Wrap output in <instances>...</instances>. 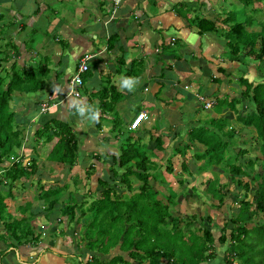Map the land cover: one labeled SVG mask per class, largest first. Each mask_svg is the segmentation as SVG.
I'll return each instance as SVG.
<instances>
[{
	"label": "crops",
	"instance_id": "1",
	"mask_svg": "<svg viewBox=\"0 0 264 264\" xmlns=\"http://www.w3.org/2000/svg\"><path fill=\"white\" fill-rule=\"evenodd\" d=\"M178 2H188L193 7L199 4L201 14L211 19L231 12L222 9L225 0H120L114 8L111 0H0V27L3 21L11 22L4 32L12 43L10 51L15 62L18 65L36 64L44 56L51 73L46 78L45 93L38 90L21 97V101H26L20 109L24 119L21 125L23 156L35 159V172L21 178L20 185H15L22 189L14 188L15 182L12 184V189L3 198L5 210L1 211L0 219L6 212L21 221L29 219L30 226L13 232L19 244L12 239L13 234L5 240L13 241L12 245L8 244L10 248L0 244V264H69L64 258L74 252L83 264L95 253L84 248L80 239L73 241L74 251L60 249V239L54 232L58 222L63 220L67 225L66 217H55L58 211L49 215L50 211L46 213L42 207L44 204L36 205L39 196L31 191L32 185L37 192L41 181V186L46 188L47 180L57 185L58 182L69 184L74 178L77 184H70L69 192L75 197L84 195L87 190L93 196L98 195L100 179L112 181L107 180V168L115 164L120 149L126 148L127 144L144 148L147 161L160 166L168 157H173L170 151L176 140L175 132L179 130L180 135L189 127L200 124L196 118L199 110L208 112L213 118L221 116L229 120L235 119V108L253 109L251 102L240 96L243 85L237 83L235 76L241 73L247 81L252 80L244 74L245 68L242 72L238 67L243 64V56L239 63L230 62L224 53L223 38L215 33H198L179 15ZM178 41L180 45L175 46ZM84 53L91 57L87 71L81 75L82 83L76 97L69 94L67 83L78 58ZM245 67L247 73L253 69L252 66ZM126 77L138 81L131 91L121 87V81ZM185 84L189 89L184 88ZM193 92L213 98L214 104L208 109L200 108L194 101ZM45 95L48 99L45 102L55 101V104L43 115H38V101ZM234 99L235 108L232 109L230 103ZM80 106H85L82 114L77 112ZM97 109L99 118L93 121L92 115ZM140 112H144L145 117L135 129H130L129 123ZM50 118L67 123L74 132L78 153L70 173L61 163L41 160V150L49 147L39 146L32 138L33 130ZM175 118L181 121L183 131ZM207 119L203 120L206 126ZM156 137L161 140L160 146L154 140ZM43 162H48L50 167L37 166L44 165ZM86 170L87 175L84 174ZM121 172L119 169L118 173ZM54 173L61 176L68 173L69 176L64 180L52 178ZM128 179L137 182L134 174H129ZM122 184L118 178L119 193L126 192ZM82 185L86 190L80 194L77 189ZM69 192L67 198L63 194L60 196L59 203L71 202ZM21 205H25V209L19 210ZM5 220L12 224L11 218ZM64 231L77 237L74 228L64 227ZM58 233H61L59 229ZM6 248L11 250L13 259L6 256L9 252ZM113 248H110V254L98 253L102 263L118 253V246ZM215 250L214 259L203 264H227L222 256L225 244L215 246Z\"/></svg>",
	"mask_w": 264,
	"mask_h": 264
},
{
	"label": "trees",
	"instance_id": "2",
	"mask_svg": "<svg viewBox=\"0 0 264 264\" xmlns=\"http://www.w3.org/2000/svg\"><path fill=\"white\" fill-rule=\"evenodd\" d=\"M238 1L243 8V12L240 10L238 15L242 17L245 8H249L250 11L249 14H243L247 16L242 17V20H236L237 14L232 12H226L220 18H207L201 14L197 6H189L188 2L176 3V10L190 26L196 28L198 33H215L221 36L224 45L228 47L226 56L230 62L239 63L240 56L258 62L259 70L257 69L256 72L259 80L247 81L241 73L235 74L237 83L243 85L240 96L248 99L253 109L244 111L241 108H235V99L232 103H226H230L232 109L236 110L235 120L241 127L239 131L232 127L225 129L228 119L223 121L217 120L216 117L207 119L208 126L205 130L198 125L180 135H178L179 130L176 131L174 134L176 140L173 143L175 146L172 144L170 151V154H177L182 159L181 173L188 171L184 158L188 147L193 146V142L197 141L203 147L201 151H197L194 147L191 149L193 150L191 156L200 162L197 170L215 167L221 172L225 171L234 187L241 191L240 194L234 195L233 201L237 204L236 212L229 216L220 227L212 223L208 215L191 214L186 216L189 220L183 224L186 228L184 231L178 225L179 216L173 213V207L177 203L175 200L177 195H186L190 192L185 190L186 187L180 188L178 192L166 187L168 194L164 201L157 199L153 183L147 177L154 173L158 176V170H155L156 165L147 161L144 148L136 144H127L126 148L120 149L115 164L107 168L106 176L107 180L112 179V182L116 178L121 179L128 191L131 181L127 180V177L129 174H134L136 181L139 182L134 187L135 192L123 198L124 194L119 193L121 188L117 183L109 185L108 181L100 179L101 190L97 196H93L92 192L87 190L84 195L69 200L70 203H63L65 211L63 208L62 214L66 217V223L74 221V218L76 224L84 225L86 222L85 226L92 217L96 221L88 224V230L85 229L86 239L90 240L96 234L95 237L100 241L106 233L111 235V238H108L109 243H104L103 247L95 246L97 251L104 253L108 248L118 246V253L110 257L108 261L103 263L98 261L96 264H203L214 259L217 253L215 246L220 244H225L222 256L227 264H230L233 258L239 264H264V73L260 70V67L264 69V11H262L264 0ZM254 2L258 4L254 5ZM259 12H262V18L254 16ZM1 14L0 12V18ZM7 26H11L10 21H3L0 27V186H4L3 190L5 189L6 194L9 193L15 181L19 182L21 178L28 176L25 175L26 172L30 174L35 172V159L23 156V151L18 154L23 145L21 125L24 119L23 114L20 115V111L23 110L20 109L26 103L21 101V97L38 90L45 93L47 85L44 79L49 72L44 56L41 59L42 62L39 60L28 67L18 65L16 67L14 55L10 51L12 43L6 39L4 32ZM45 96L38 101L39 104L48 100L47 95ZM211 120L218 124L217 130L209 129ZM247 127L253 130L251 131L253 134L250 135L252 139H249L256 143L254 146L261 158L254 151L250 152L245 141L242 147L233 143L234 140H230L233 136L238 139V132L241 133ZM32 138L49 147L45 154L46 160L61 163L67 172L76 162L77 141L67 123L50 118L33 130ZM154 140L160 146V138L156 137ZM180 142L183 143L179 145ZM234 148L236 151L231 153L230 150L234 151ZM166 161L165 172L171 173V160L168 157ZM256 164L259 165V171L254 169ZM119 169H122L121 173H118ZM87 170L84 172L86 175ZM151 170L153 172H150ZM160 177L162 176L153 179L167 186V182ZM243 177L247 179L244 181ZM206 181L208 184L203 189L204 195L216 200L217 205L223 203L226 194L223 190L225 185L219 186L216 177H213L212 181L209 179ZM44 186L40 187L37 194L40 199H43L42 201L44 196L54 195L48 201V207L43 205L46 211L50 209L49 206L57 203L56 197L59 196V191L61 192L67 185L64 183L61 186L56 184L46 188ZM251 188L252 198L248 200L246 197ZM3 198L0 190V217L4 205ZM86 203L89 204L86 206ZM191 220L199 222L200 234L189 229ZM104 221L112 225L113 232L105 230ZM248 223H251L250 227L246 226ZM77 231L79 230L76 228L74 232ZM12 239L19 244L15 234ZM12 243L13 241H7L9 245ZM91 248L93 247L86 246V249L93 251ZM89 261L92 262L93 257Z\"/></svg>",
	"mask_w": 264,
	"mask_h": 264
},
{
	"label": "rangeland",
	"instance_id": "3",
	"mask_svg": "<svg viewBox=\"0 0 264 264\" xmlns=\"http://www.w3.org/2000/svg\"><path fill=\"white\" fill-rule=\"evenodd\" d=\"M257 4L258 3L254 2V5H257ZM198 6H199V4H197V7ZM221 6H222L223 10L231 11L233 14L234 13L237 14L235 16L236 20H242V17H246L247 16V15H243V14H245V13L249 14L250 13V11L248 10L249 8H245L244 13H242V17H241V15H238V14H240V10H241V12H243V8H242V4L239 1H237V0H229V1L225 0V2L221 4ZM207 9H209V6H207ZM199 10H200V7H199ZM262 11H264V2L262 4ZM209 14H210V12H208V15ZM254 16L257 17V18H262L263 17L262 12L255 13ZM254 28H257V27H254ZM40 38H42V37H40ZM177 45H180V41H178L175 44V46H177ZM224 47H225L224 48V53H227L228 47L225 46V45H224ZM41 58L43 59V56ZM241 60L243 61V64L241 63L238 66L239 68H241V71L244 72V68H245V73L244 74L246 76H249L253 81L256 80L258 78L256 70L257 69L259 70L258 62H255V61L251 60L248 57H245V58L241 57ZM41 62H42V60H41ZM44 62H46V61H44ZM244 64L253 67V69H251L250 73L246 72L247 70H246V67H245ZM17 65L18 64L16 63V67H17ZM29 65L30 64H28V65H18V66L28 67ZM46 66H47V64H46ZM47 68H48V66H47ZM235 70L236 69L234 68V70L232 72H234ZM260 70H262V72L264 73V69L262 67H260ZM50 75H51V73L48 72V74L45 76V78H47ZM46 80L47 79H44L45 82H46ZM217 107L218 106L214 105L215 109H217ZM197 113H198V116H196V118L200 120V124L199 125L201 127H203V129L205 130V128H207V127H206V125H204L203 120L206 117H208L209 119H212L213 117L206 111L203 112V111L199 110V112H197ZM193 115H192V117H193ZM216 119L217 120L220 119V121H223V120H226L227 118L226 117H221V116H216ZM174 121L179 123L180 126H181V121H179L177 118H175ZM206 121L208 122V120H206ZM211 121L212 122H210L209 129L217 130L216 128H217L218 124H216V121H213V120H211ZM235 122H236L235 119L226 120L227 125L225 126V129L229 128V126H230V127L234 128L236 130L238 129V131H239V128H241V127H240V125H237ZM111 123H112V121H111ZM191 127H194V126H191ZM191 127H189V128H191ZM116 129L119 130V128H116ZM183 130H184V126H181V131H183ZM251 131H253V130L251 128H249V127L244 128V130L241 133L238 132L239 133L238 139H237V137L233 136V137H231L230 140H232V141L234 140L233 143L235 142L237 146H242V147H243V143L245 141V144H246L247 148H249L250 152L254 151L256 153V155H258L261 158V156L259 155V152L256 150V148L254 146L256 143H253V140L250 141V139H252L250 137V135L253 134V132H251ZM225 139L226 138H224V140ZM196 142L197 141H194L193 142V146H189L188 147L187 154L185 155V158H184V160L186 162V165H187L186 168H187L188 171H185V172L181 173L182 170L180 169V163L182 162L181 161L182 159L179 157V155L176 154V155H173L172 158H170L171 167H172V172L171 173L165 172V168L164 167L166 166V163H165V161H163L160 164V166L156 165L155 170H158L157 171L158 172V176H156L155 173L154 174H149L148 176L146 174L148 179L150 178L152 180H154L153 179L154 177L158 178L159 176H162L164 181H166L167 184H168L167 186H164V184H162V183L153 182V187H154V190L156 191L155 196H156L157 199H160V200L164 201V198L168 194L167 193L168 190L166 191V187L167 188L170 187L175 192H178L180 190V188L186 187L185 190H187V192H190V193H188L186 195L185 194L177 195V197L175 198L177 203L173 207V213L175 215L179 216V220H178L179 224L178 225L184 231H186V228H185V226L183 224L186 223L189 220L188 218H186V216H189L191 214H196L198 216L199 215H201V216L208 215V216L211 217L212 223L217 225V227H220L221 225H223V223L226 221V219L236 212L237 204L233 201L234 200V195H238L241 192V191H238L237 188L234 187V185L231 183L232 181L229 178V175L225 171H223L224 172L223 173V172L219 171L215 167H209L208 169L201 170V171L197 170V165L200 164V162H197L194 159V157L191 156V154L193 152V150H191V149L194 147V148L197 149V151L198 150L201 151L203 147L199 143H196ZM182 143L183 142H180L179 145H181ZM21 151L22 150L20 149L18 151V153H21ZM235 151H236L235 148H234V151L230 150L231 153H233ZM45 154H46V150H44V149L41 150V152H40L41 160L45 159ZM43 163H44V165H40V164L38 165L37 164V166L39 168L43 167V169H46L45 167H46V165L49 166V163L48 162H43ZM45 163H47V164H45ZM149 163L150 164H154L153 161H150ZM258 166L259 165H257V164L254 165L255 171H259ZM65 171H66V169H65ZM68 173H70V172H68ZM68 173L63 174L62 176L60 174H58V173H54L52 175V178H57V179L64 180L65 178H67L69 176ZM29 174H30L29 172L25 173V175H29ZM162 177H160V178H162ZM213 177H216L218 179V185L219 186L225 185V187L223 186V190L226 192V194H225V198H224L223 203H221L220 205L216 204V200L210 198L209 196L206 197L204 195L205 192L203 191V189L208 184L206 179H209L210 181H212ZM246 179L247 178L243 177L244 181ZM49 181L50 180H47L48 186H51L53 184V182L51 184ZM113 183H117V178L114 179L113 182L112 181L109 182V185L113 184ZM16 184L20 185L21 183L18 182V181H15V184L13 185L14 188L19 189V190L22 189V187L15 186ZM26 184H25V186H26ZM63 184L64 183H62V182L61 183H59V182L57 183L58 186H61ZM65 184L67 185L65 190L62 189L61 192L59 191V196L56 197L57 203H55L53 206H49L50 209H47L45 211L47 213V211L50 210V212L48 213L49 215L51 213L55 212V211H58L59 214L56 213V214H54V216L56 215L55 217H57V216H63L64 217V215L62 213H63V208L65 207V205L64 204L61 205V203H59L60 196L63 194L65 196V198H67V193L70 191L69 190L70 184H72L74 186V184H77V181L73 178V179H70L69 184H67V183H65ZM138 184H139V182L131 181L129 183L130 189L128 191L126 189V193H123L124 196H122V197L125 198V195L132 194L133 192H135L136 190L134 189V187L137 186ZM41 185H42V181L38 183V187H41ZM190 186H192V187H190ZM3 187L0 186L1 193H2L3 197H5L6 193H5V189L3 190ZM32 187L33 188H31V191H33L35 193V196H36L38 194V191L36 192V189H34V185H32ZM27 188L30 189L29 186H27ZM11 189H12V187H11ZM42 189L45 190L44 188H42ZM85 190H86L85 189V185H82L81 188L77 189V191L80 194L83 193ZM53 196L54 195L44 196V201H42L43 199H40L39 197H37L36 200H35L36 201V205L44 204V205H46V207H48V201L51 200V198ZM74 197H75V194L73 195V192H69L68 199L72 200V198H74ZM246 198L248 200H250L252 198V188L248 192V196ZM87 204H89V203H86V206H87ZM21 206H23V207L20 208L19 210L25 209V207H26L25 205H21ZM46 207L44 209H46ZM2 210L3 211L5 210L4 207L2 208ZM64 211H65V208H64ZM119 211H118V213H120ZM4 214L6 216H3L0 219V222L2 223V224L0 223V239L3 240V241H0V244L3 243L5 247L7 246V248H10V246H8V244H7V241H5V240L6 239H8V240L10 239V237L13 234L12 230H18V228H21V227H24V228L29 227L30 226L29 223H28L29 219L21 221V219L18 220V218L13 217V215H8L6 212H4ZM8 218H11V220H12L11 221L12 222L11 225L9 223H7V221L5 220V219H8ZM83 218H85V217H83ZM98 220L99 219L97 218V224H98ZM53 222H52V224H53ZM95 222L96 221H94L93 217L88 220V224L89 223H95ZM75 224H76L75 223V218H74V221H71V222L67 223V225L63 222V220H62V222H58L56 232H54L55 233L54 236H58L59 239H60V249H62V250L65 249L67 252L74 251V243H73V241H78V239H80L81 242L83 243L84 248H86V246L87 247L90 246V247H93L91 249H93V251H95V253L91 256V257H93V261L92 262L91 261H88V262L83 261V264H96L98 261L100 262V258H99V254H98L100 252L97 251L95 246H102L103 247L104 243L105 244L109 243V239L108 238H111V235L106 233V235L103 236L100 241H98L97 238L95 237L96 234H94L93 238H91L89 240V239L85 238V229L88 230V224H87V226H85L86 222H85L84 225H80V224H76L75 225ZM116 224H118V223L116 222ZM11 226H13V227H11ZM111 226H112L111 224H107L104 221L103 227L105 228L106 231H112L113 232V229H111ZM246 226L250 227L251 223H248ZM64 227H67V229H70V228L73 229L74 228V231L77 228L79 231H77L76 233L74 232L77 237L76 238L71 237V235H69L66 231H64ZM58 229L61 231V233H58ZM189 229L191 231L197 232L198 234L201 233V230L199 228V222L196 221V220H193V221L191 220L190 225H189ZM14 242L16 243V241H14ZM85 243H86V246H85ZM101 243H103V244L101 245ZM7 248H6V250L8 251L9 249H7ZM110 250L111 249L108 248L107 251H105L104 253L110 254ZM10 253H11V250H9V252L7 253L6 256H9L8 257L9 259H13V257L10 256ZM55 255L56 256H60L61 254L60 253H58V254L55 253ZM112 256H114V254ZM4 258H7V257H4ZM57 259H59V258H57ZM64 259L67 262H69V264H80L78 256L76 255L75 252L71 256H69V255L65 256ZM64 259H62V260L65 261ZM230 261H231L230 264H239V262L236 259H234V258L232 260H230Z\"/></svg>",
	"mask_w": 264,
	"mask_h": 264
},
{
	"label": "clouds",
	"instance_id": "4",
	"mask_svg": "<svg viewBox=\"0 0 264 264\" xmlns=\"http://www.w3.org/2000/svg\"><path fill=\"white\" fill-rule=\"evenodd\" d=\"M112 1V0H111ZM120 2V1H119ZM113 3V2H112ZM119 4V3H118ZM117 4V5H118ZM111 9H113V8H111ZM111 14H112V12H111ZM110 14V15H111ZM86 54H88V53H86ZM83 55V54H82ZM81 57V56H80ZM79 57V58H80ZM90 57H91V55H90ZM89 57V58H90ZM79 58H78V63H79ZM89 60V59H88ZM88 60H87V62H88ZM78 63H77V66H78ZM77 66H76V69H77ZM76 69H75V71H73V73H72V75L69 77V79H68V86H69V91H70V88H71V78H72V76L75 74V72H76ZM87 69H88V66H87ZM87 69L83 72V73H85L86 71H87ZM83 73H81L80 74V78H81V82H80V84L79 85H75V89H76V92H77V95H76V97L78 96V86H80L81 85V83H82V77H81V75L83 74ZM136 83H138V81L137 80H135V79H133V78H130V77H126V78H124L122 81H121V87L122 88H127L129 91H131V90H133V86L136 84ZM185 85H187V84H185ZM187 89H189V85H188V88ZM68 91V92H69ZM196 93H199V92H193V96H194V101L197 103V105L198 106H200V108H202V109H208V108H210L213 104H214V100H213V98H208V97H205L202 93H199V94H201L204 98H206V99H208L209 101H211V104H210V106L209 107H203L202 106V104L200 103V100H198V98L195 96V94ZM70 94V93H69ZM70 95H72V94H70ZM72 96H74V95H72ZM55 101H47V102H42V103H40L39 104V107H38V115H43L48 109H50V107H53L54 106V103ZM42 104H45L46 105V107H45V109L44 110H41V106H42ZM84 110H85V106H80L78 109H77V112L78 113H80V114H82L83 112H84ZM36 113V114H37ZM144 113V112H143ZM37 116V115H36ZM137 115H135L134 117H136ZM133 117V118H134ZM142 117H145V113H144V115L142 116ZM98 118H99V109H97V111L96 112H94L93 113V115H92V119H93V121H97L98 120ZM28 119V118H27ZM132 121V120H131ZM131 123V122H130ZM129 123V124H130ZM139 123H140V120H139ZM138 123V124H139ZM138 126V125H137ZM128 127H129V125H128ZM130 128V127H129ZM130 129H132V128H130ZM133 129H135V128H133ZM23 141H24V138H23ZM22 141V142H23ZM35 141V140H34ZM39 146L41 145V146H44L40 141H35ZM23 146H21V150L23 151ZM22 151H21V153H22ZM21 153H18V154H21ZM0 190H1V188H0ZM43 207V206H42Z\"/></svg>",
	"mask_w": 264,
	"mask_h": 264
},
{
	"label": "built area",
	"instance_id": "5",
	"mask_svg": "<svg viewBox=\"0 0 264 264\" xmlns=\"http://www.w3.org/2000/svg\"><path fill=\"white\" fill-rule=\"evenodd\" d=\"M120 0H112L113 2V8L119 3ZM90 54H86L84 53L83 55H81V57L79 58V63L76 69L75 74L72 76L71 78V88L69 93L76 96L77 92L75 89V85H79L81 82V78H80V74L83 73L86 69H87V60L89 59ZM184 88L187 89L188 85H184ZM195 96L198 98V100H200V103L202 104L203 107H209L211 104V101H209L208 99L204 98L201 94L196 93ZM46 107L45 104H42L41 106V110H44ZM144 115L143 112H140L137 114L136 117H134L131 121V123L129 124L130 128H136L139 120L142 118V116Z\"/></svg>",
	"mask_w": 264,
	"mask_h": 264
}]
</instances>
